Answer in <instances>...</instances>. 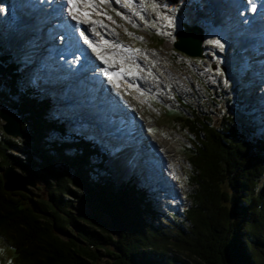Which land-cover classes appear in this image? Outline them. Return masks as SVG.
<instances>
[{
    "label": "trees",
    "instance_id": "16d2710c",
    "mask_svg": "<svg viewBox=\"0 0 264 264\" xmlns=\"http://www.w3.org/2000/svg\"><path fill=\"white\" fill-rule=\"evenodd\" d=\"M0 63L9 79L0 80V104L34 139L26 140V157L14 154L25 140L0 141V239L14 264H264V132L257 117L247 129L232 112L216 124L195 106L174 111L190 137L191 209L165 226L155 223L167 216L146 192L104 177L106 157L83 136L67 139L64 122L47 113L51 103H40L33 88L19 89L17 65L6 57ZM12 165L45 183L51 207L40 201L43 215L26 193L5 190L3 171Z\"/></svg>",
    "mask_w": 264,
    "mask_h": 264
},
{
    "label": "rangeland",
    "instance_id": "374dc122",
    "mask_svg": "<svg viewBox=\"0 0 264 264\" xmlns=\"http://www.w3.org/2000/svg\"><path fill=\"white\" fill-rule=\"evenodd\" d=\"M9 1L10 0H0V21L5 32V34L2 31L0 33V58L8 54H14V60L18 63L23 64V61L28 62L29 66L25 67L26 64L19 66L20 70L17 73L20 79L19 87L28 86L32 76L37 71L41 72L47 79V86L45 87V93L39 96V98L49 97L51 92L49 81L54 83L56 78L61 77V74L50 73L52 72L50 71L52 66L48 67V61L50 57L51 59L54 58L51 52L45 55L42 52V45L38 44L37 41L34 42V39L28 38L25 41L26 47L30 48L34 43L33 47L40 49L43 56L34 57L32 54L25 55V47L21 48L14 44V41L21 42L18 33L24 25L18 24V21H12V10H7L5 7V2ZM86 1L89 2V0ZM116 1L119 5L116 4L115 1L98 0V2L102 4L104 12L99 11L100 14L99 12L93 11V15L87 16L89 20L93 21V25L90 21L85 20L86 16L83 15H80L77 19H73L83 24L87 23L91 38L92 31L93 34L98 31H94L93 26L96 24L106 25L108 28L107 35L110 34L109 40L113 41V39H115V41H119L122 46L120 48V53H115L110 48H104L98 52V55L104 58L105 61L111 62L114 60L112 57L115 53L117 63L123 60V62L125 61V63L128 64V71L123 69L122 72L130 76L141 75V77L146 80H154V85L160 88V93L161 90L165 92L163 97L159 98L158 96L157 101L151 102L150 108L146 107V113L143 112V109L137 110L138 117L136 119L139 121V126L146 136L144 143L163 152V157L169 167L166 170L170 173L168 187H171L165 191L158 190V187H152L150 184V189L152 191L149 196L153 198L155 208L159 211L161 210L170 221H173L172 216L177 213L181 214L182 211L181 208H177V212L172 214L175 211V207L179 204L178 202L183 203L185 196H188L190 193L188 175L191 170L187 151L185 150L190 143L189 133L177 122L174 114V111L178 113L179 110H184L180 102L177 101L176 95L185 99L190 106L199 108L205 115H211L216 124L219 123V120H222L225 114L232 112L236 114V123L247 129H252V125L250 124V122H252L251 119L257 117V128L264 132V49L257 47L256 49L258 51L255 50V52H258V55L251 54L253 50L252 47L248 51H245L246 49L243 50L245 42L250 41L251 38H255L260 33L258 30L255 31V28L252 27L240 29L235 23L236 21L233 20L225 22V24H223L224 28L221 27L220 23L213 25V21L211 22L210 20L206 23L207 28L205 32L206 40L204 50L207 52V57L204 59H192L176 51L174 48L176 36L179 32L178 30H182L183 23L188 22L193 25L190 21L194 23L203 21L199 18V14L208 18L206 7L208 9L213 8L216 2L215 0H142L141 7H138L140 3L139 0L135 1L136 5L130 3V7L123 6L125 5L124 0ZM26 2V10L20 9L22 16H24L23 13L29 15V8L32 7L28 4L30 0H26ZM65 2H67V0L57 4L65 5ZM261 3L262 1L258 4V8H261ZM89 6L90 8H94V1H92V4ZM53 7L57 6L53 5ZM70 8H72V5H69L68 10ZM129 8V11L125 10L120 14L121 9ZM75 9H77L76 5ZM183 10L185 11L184 13L182 12ZM48 12L52 13V11L43 10L39 16L45 13L48 15ZM142 13L147 19L151 20L153 18L154 22L151 20L148 25L143 24L138 19V14ZM2 15H4L5 20L1 19ZM221 16L218 17L219 20L216 18V22H222L220 21V19H222ZM65 18L69 19L68 17ZM6 20L8 21V25L5 24ZM19 20L21 22L23 21L22 19ZM71 20L72 19H69V21ZM88 23L92 26H89ZM155 23H158L160 26ZM263 24L264 15L263 19L259 22V26L262 27ZM37 25L39 28V26H42V23H38ZM168 26L169 28L166 29ZM11 29L13 30V36L10 38L11 34L9 33ZM137 29L138 32H136ZM154 30H156V32H153ZM237 31H239V33H237ZM43 32L46 34L47 29H44ZM27 33L28 32L25 34ZM74 33L76 34V30ZM262 36L261 33V44L264 38ZM37 37L38 36H36L35 40ZM215 41H219L220 45H223V47L213 43ZM245 45L249 44L246 43ZM262 47H264V45ZM105 49H107V51ZM102 50L103 52H101ZM244 52L246 57L242 61H237ZM23 55H25V57H22ZM222 55H227V57ZM259 62L263 63L259 64ZM99 70L101 71V69ZM87 74L88 77H95L98 74L96 65L89 69ZM38 77L40 79L42 78L41 75H38ZM63 79H65V77H63ZM82 79L87 78L83 77ZM97 79L98 82L96 81V86L101 83L99 74L95 77V80ZM0 80L6 82L9 79L6 76L5 79L2 77ZM60 81L61 79L56 82L59 86H54V89L61 87ZM177 81L179 82V86L177 85ZM75 82H78V80L75 79L71 81V83ZM88 83L90 85L93 82L88 81ZM241 84L248 85L247 87H242ZM67 88H70V85ZM124 89V87L121 88L122 91ZM103 90H105L104 94H111L114 98H117V96H125L126 100L131 101L130 97L127 94L123 95L121 90H114L109 86ZM118 92L121 94H118ZM175 92L177 93L175 94ZM226 96L228 98H226ZM52 97L53 104L49 107L47 112L49 117L56 120H67L66 126L69 128V131H67L69 133H82L90 137L97 136L94 133L95 128L89 130L83 117L75 116V107L73 105L74 103L78 104L77 101L69 99L65 94L58 95V93H55ZM229 99H234L233 103L230 102ZM80 101L83 102V100ZM127 103H129V101H127ZM239 108L242 109L244 116H240L238 112ZM0 109H4L1 104ZM81 110L82 109H79V113ZM11 112L17 115L16 112ZM248 113L252 114L249 117V121L247 118L249 116ZM246 115L248 116L246 117ZM86 120L91 125H94V118H91V120L86 118ZM3 125L4 122L0 119V141L3 139V136L6 135L3 131ZM66 137L67 139H71L68 134ZM22 143V145L20 144V148L22 147V149L15 150L14 152L18 157H26L29 155L27 152V149L31 148L28 144L29 142L25 140ZM104 146L109 147L107 144H104ZM102 151L109 157L103 167V169L106 170L104 171V177L109 176L115 182V186L119 188V185L123 184L122 181L127 179L125 177L126 170L124 169L127 158L124 157L123 154L124 158L117 159L116 157H118L119 154L111 156V154L115 152L109 153L104 148ZM150 154L153 155L151 152ZM146 158L149 159V157ZM99 162L100 161H97V163ZM114 166H116V168ZM156 168L157 167H155V169ZM16 172L25 175L18 166ZM142 177H146L143 172ZM28 188L30 192L36 196V207L33 206V210L36 209L41 212L40 215H43L39 202H47L46 205L51 207L50 204H48L51 198L48 197L45 183H39L37 188ZM161 188L164 189L165 187L161 186ZM190 200L191 198L189 199L188 197L187 203L190 204ZM171 202L173 204H171ZM80 207L86 210L85 206ZM166 211L170 212V214H167ZM50 212H52L51 209ZM35 214L39 215V213ZM168 219L166 217H160L158 220L159 222L155 223H161L167 226L169 224ZM14 257L13 250L6 248L0 239V264H14ZM107 263L108 261L104 264ZM188 263L194 264L191 260H189Z\"/></svg>",
    "mask_w": 264,
    "mask_h": 264
},
{
    "label": "water",
    "instance_id": "95a60500",
    "mask_svg": "<svg viewBox=\"0 0 264 264\" xmlns=\"http://www.w3.org/2000/svg\"><path fill=\"white\" fill-rule=\"evenodd\" d=\"M204 31L199 26L184 25L183 31L177 36L174 48L192 58L204 57ZM5 75V68L0 64V78ZM0 119L4 122L3 131L8 137L21 140L34 141L30 133L23 130L21 119L7 109H0ZM17 165H12L4 169L3 179L4 187L7 192H24L30 196L29 203L31 207L35 206L36 196L30 192L28 187L37 188L38 184L35 179L16 172ZM35 213L41 214L40 211L34 210Z\"/></svg>",
    "mask_w": 264,
    "mask_h": 264
},
{
    "label": "bare ground",
    "instance_id": "6f19581e",
    "mask_svg": "<svg viewBox=\"0 0 264 264\" xmlns=\"http://www.w3.org/2000/svg\"><path fill=\"white\" fill-rule=\"evenodd\" d=\"M260 1L261 0H254V4H255V12L258 14V12L260 13L262 10H261V8H258V4L260 3ZM87 2V1H86ZM85 1H82V0H79V2L76 4V7H77V9H75V6H73L72 5V8H70V9H73L71 12L69 11V10H65V12H64V14L65 15H67L68 16V18L69 19H72L71 21H69V19H66V18H64V23H65V25H66V27L68 28V30H70V32L72 33V34H74V35H78V31H76V34L74 33V31H75V29H72L73 28V26H72V21L74 20L73 18H78L80 15H83V16H85L84 15V13H88V15L87 16H89L90 14H93V9H90L89 8V5L86 3ZM86 3V4H85ZM121 3H123V2H121ZM75 9V10H74ZM79 14V15H78ZM224 14H228V13H224ZM85 17V20H88V21H90V23H92L93 21L92 20H89V18L88 17ZM221 16V15H220ZM222 17V19L224 18V15H222L221 16ZM66 19V20H65ZM218 19V18H217ZM222 19H220V21H222ZM219 20V19H218ZM38 23H41V22H38ZM50 23H53V22H51L50 21ZM76 24H77V22H76ZM88 25H89V23H88ZM92 25H93V23H92ZM92 25H89V26H92ZM33 26H34V24H33ZM53 26V25H52ZM76 26L77 25H75V28H76ZM78 27V26H77ZM47 28V27H46ZM262 29H264L263 28V26L261 27ZM44 30H43V27L41 26H39V31H38V34H37V39L35 40V42L37 41V43L38 44H40V45H42V52L45 54V55H47V53L48 52H51L52 53V51H50L51 50V48H52V46H53V43L55 42V40H53V39H50V37H47V35L45 34V32H43ZM259 31V30H258ZM260 34L262 33V35L264 36V32H259ZM106 35H107V33H106ZM110 35V34H109ZM109 35H107L108 37H109ZM82 36H84V39L85 38H87V40H89V41H91L90 39H91V36L89 35V29L87 28V29H85V31L83 32V35ZM88 36V37H87ZM69 37V36H68ZM90 37V38H89ZM70 41H72V39L70 38ZM257 41H258V39H257ZM106 42L107 41H104V43L106 44ZM258 43H259V41H258ZM107 49H109V48H107ZM107 49H105L106 51H107ZM64 51L65 50H68V47H65L64 49H63ZM54 51V50H53ZM101 52H103V50L101 51ZM50 55V54H49ZM48 55V56H49ZM107 61V60H106ZM237 61H239V59L237 60ZM108 63L107 64H110V62L109 61H107ZM96 77V76H95ZM95 77H92V76H89V77H86L87 79H81V81H80V83H88V81H90V82H95V84H97L96 83V81L98 82V79L97 80H95ZM79 81V80H78ZM89 84V83H88ZM102 92V93H101ZM104 92H105V90H103L102 88H101V91H95V94H97L98 96H102V95H104ZM118 94H121L120 92H118ZM123 96H121V98H122ZM117 98H120L119 96H117ZM85 102V101H84ZM101 103V102H100ZM99 106V105H98ZM91 108V115H93V116H91L90 114H88V116L86 117V118H88V119H90L91 120V118H94L96 121H97V118H96V111H95V108H94V106H91L90 107ZM81 112H82V110H81ZM111 114H114V112L113 111H111L110 112ZM94 124H96L95 123V121L93 122ZM139 152H147V151H139ZM151 153L154 155V156H157V154L156 153H154L153 151H151ZM131 156H139V160H137L136 161V166L137 167H139L142 163H144V161L143 160H149L148 158H146V156H144L143 154H138V155H134V154H131ZM160 159V160H159ZM161 157H158V162H161ZM127 161H128V158H127ZM118 166H119V163H118ZM123 166V165H122ZM132 165L129 163H125L124 164V169L126 170V174L127 173H131V171L133 172L134 170L132 169V167H131ZM156 169H158V167L156 168ZM150 174H147V176H149Z\"/></svg>",
    "mask_w": 264,
    "mask_h": 264
},
{
    "label": "snow or ice",
    "instance_id": "6c2138e0",
    "mask_svg": "<svg viewBox=\"0 0 264 264\" xmlns=\"http://www.w3.org/2000/svg\"><path fill=\"white\" fill-rule=\"evenodd\" d=\"M67 2H68L69 5H73V6H75V5L79 2V0H67ZM85 2H86V0H85ZM72 10H73V9H69L70 12H71ZM252 11H255V9L253 8ZM84 15L87 16L88 13H84ZM81 35H83V33H81ZM85 43H88L87 38H85ZM106 43H107V42H106ZM213 43L217 44V45L220 46V47H223V45H220V42H219V41H215V42H213Z\"/></svg>",
    "mask_w": 264,
    "mask_h": 264
}]
</instances>
